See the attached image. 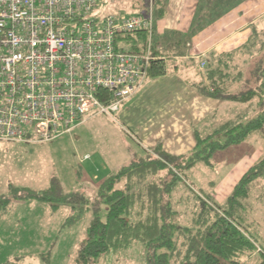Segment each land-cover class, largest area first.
<instances>
[{
	"label": "trees",
	"instance_id": "16d2710c",
	"mask_svg": "<svg viewBox=\"0 0 264 264\" xmlns=\"http://www.w3.org/2000/svg\"><path fill=\"white\" fill-rule=\"evenodd\" d=\"M153 4L154 18H163L168 0H153ZM131 6L139 9V15H147L150 0H132ZM147 39L146 31L119 38L122 47L133 53H141ZM154 56L148 78L166 74L165 59L157 56L155 50ZM233 59L234 56L228 54L218 62V59L208 60V66L196 74L195 80L190 79L189 85L203 97L254 105L256 100L263 99L264 88L258 86L233 93L230 89L236 80L232 77ZM257 63L264 77V61L260 59ZM249 108L207 135L195 131L196 146L187 155H171L157 147L141 157H134L99 184L97 200L92 206L80 194L65 193L59 180L53 179L45 190L10 186L9 195L0 196V217L15 202L29 200L46 203L54 210L69 207L66 225L92 211L76 264H100L111 252L127 250L135 244L144 247L145 264H247L256 257L259 258L257 264H264V249L248 230L254 224L250 201L260 202L264 198V155L239 179L222 206L210 197L197 194L188 178V172L199 163L211 165L217 153L254 136L264 140V107L251 118ZM181 184L196 199L195 211L188 222L174 199ZM102 206L106 209L105 217L101 213Z\"/></svg>",
	"mask_w": 264,
	"mask_h": 264
},
{
	"label": "rangeland",
	"instance_id": "374dc122",
	"mask_svg": "<svg viewBox=\"0 0 264 264\" xmlns=\"http://www.w3.org/2000/svg\"><path fill=\"white\" fill-rule=\"evenodd\" d=\"M131 1L100 0V6L94 14L138 15L139 9L133 8ZM256 49L262 53H254L251 63L241 62L245 66L238 82L244 85L236 93L258 86L264 88V84L261 85L264 82V77L260 74L262 67L257 63L264 54V38L258 42ZM243 106L245 107L238 111L232 109L230 119L250 107L245 104ZM263 107L264 93L263 99L256 100L249 108L248 117H254ZM96 111L98 110L88 113L87 122L78 126L75 132L61 135L52 141H0V196H8L10 186L45 190L50 187L53 179H57L65 193L80 194L90 206L94 205L99 183L129 164L134 157L145 154L133 135L125 131L127 128L119 113L110 116ZM86 155L91 158L83 160ZM263 155L264 140L260 136H254L217 153L212 158L211 165L199 163L188 172V178L193 182L197 194L210 197L213 202L222 206L233 193L240 177ZM174 199L179 203L178 209L185 221H190L195 211L196 199L191 197L189 189L181 184ZM260 200L262 201H250L254 208L251 220L256 223H252L253 226H249L248 230L264 249V198ZM69 213L67 206L54 210L50 205L37 200L12 204L0 218V264H76L80 243L86 237L91 223L92 211L77 222L66 225ZM101 213L105 217V206H102ZM258 262L259 258L256 257L247 264ZM145 263L144 247L135 244L127 250L111 252L100 264Z\"/></svg>",
	"mask_w": 264,
	"mask_h": 264
},
{
	"label": "built area",
	"instance_id": "2783aa9c",
	"mask_svg": "<svg viewBox=\"0 0 264 264\" xmlns=\"http://www.w3.org/2000/svg\"><path fill=\"white\" fill-rule=\"evenodd\" d=\"M100 3L0 0V141L55 140L142 89L156 59L153 0L132 16L94 14ZM138 31L144 50L129 52L119 38Z\"/></svg>",
	"mask_w": 264,
	"mask_h": 264
},
{
	"label": "crops",
	"instance_id": "0c3cea01",
	"mask_svg": "<svg viewBox=\"0 0 264 264\" xmlns=\"http://www.w3.org/2000/svg\"><path fill=\"white\" fill-rule=\"evenodd\" d=\"M262 38L264 0H168L166 15L154 18L152 35L156 55L166 61V74L148 78L138 93L120 104L116 113L125 131L145 152L161 147L171 155L189 154L196 146L195 131L207 135L232 117V109L245 107L203 97L189 80H195L208 60L218 62L232 54L236 80L230 89L236 93L244 85L238 82L245 66L241 62L251 63L254 53H262L256 49Z\"/></svg>",
	"mask_w": 264,
	"mask_h": 264
}]
</instances>
